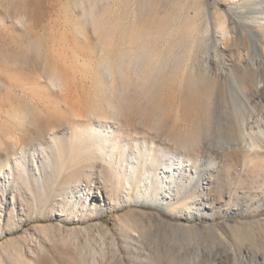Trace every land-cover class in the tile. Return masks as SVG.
<instances>
[{"label": "rangeland", "instance_id": "374dc122", "mask_svg": "<svg viewBox=\"0 0 264 264\" xmlns=\"http://www.w3.org/2000/svg\"><path fill=\"white\" fill-rule=\"evenodd\" d=\"M260 77L264 0H0V163L42 142L52 156L41 181L0 177V264H264V155L235 151L240 132L223 122L212 182L187 162L207 100L225 106L232 81ZM94 129L120 164L97 155ZM142 146L190 168L159 206L111 185ZM90 185L115 204L83 208Z\"/></svg>", "mask_w": 264, "mask_h": 264}, {"label": "bare ground", "instance_id": "6f19581e", "mask_svg": "<svg viewBox=\"0 0 264 264\" xmlns=\"http://www.w3.org/2000/svg\"><path fill=\"white\" fill-rule=\"evenodd\" d=\"M222 34L224 36L225 32ZM212 47L214 48L215 46L212 45ZM249 66L254 71L258 70V65L254 60L249 64ZM237 82L238 81H232L231 89H228V98L225 99V106L224 104L221 106L216 105L214 99H208L202 107L201 112L203 115L204 124L202 125L201 131L199 129L200 134L199 137L197 136L198 148H196V150L198 149L197 151H199L201 155L198 154L199 156L196 158L187 159L188 166H191L195 171H197L194 172V174L200 181L209 180L208 183H211L212 178L218 169L219 163L216 165L214 162L215 156L211 152L212 149L209 147V142H212V140L216 137L215 135L219 132L218 129L223 127V122H225L227 125L231 123L234 124L240 132L239 140L241 143H239L236 147H232L235 151H242V153H244L246 156H251L255 159L261 157L262 154L264 155V78L260 77V79L257 80L258 85L255 83L254 88L252 89H250L247 84L240 85L239 82ZM261 84L263 85L259 86ZM237 90L239 92H237ZM91 136L96 140V142H94L96 144V152L97 155L101 157V159L103 156L106 157L105 155H107V159L109 160L106 162L108 164L116 165L121 163L120 161H116V159H114L116 155L114 147L110 145V142H106L105 140L103 141L101 139L97 129H94V132L91 133ZM44 145L47 146L46 142L38 144L39 148H24V150L20 151L17 149V151L15 150L12 152L13 160L8 161L6 166H2L0 163V177H2L5 182L7 181L9 184V179L15 175L17 177V183H19V186L16 187V185H14L13 187L19 189L22 185H25L28 176H31V178L35 179L37 182L41 181V178L45 177L50 163H52V156L48 151L51 149V147L47 148ZM51 146L55 148L56 142H52ZM141 150L146 153V157L141 158L138 154H133L130 160L124 163V166H122L123 164L119 166L116 181L111 185L113 188H115V190L118 191V195H121V197L123 196L128 198L132 193H134L137 197L147 195L151 197L150 203L152 205L159 206V188H162L163 186V188H165L166 182L169 179H178V181H181L183 175L185 173H189L188 171L190 168L186 167L180 162L176 167L172 161L160 160L158 155L161 151L158 148L142 146ZM28 157L31 161V164H29L30 162H26ZM219 158H221V156ZM249 160L250 159L247 161ZM28 165L29 171H27ZM104 167L105 166L101 164L100 169L102 172L104 171L102 170ZM1 173H3L4 176L1 175ZM35 173L38 175V177L35 176ZM186 181L189 185L193 184L190 179ZM208 183H205V185ZM193 185L196 186L197 183L195 184L194 182ZM103 188L107 194H113L111 186L108 187V185H103ZM199 188L201 195H205L204 192L206 190L208 191V189L203 185H200ZM166 190L170 192V190ZM83 192V208L89 206L95 211L97 210V201H100L101 209L106 207V205H110V203L115 204V202L112 203L113 201H110L111 198L109 199L108 196L106 197L107 201L104 198L102 199V194H100V191L98 190L94 192L92 185H90L89 188L83 189ZM213 192L215 194V198L213 199V203H211L210 206L212 210L219 212L220 209H218L216 201H221L222 194L219 193L217 188H215ZM177 193L179 194L180 192L177 190ZM70 196L72 198L73 195L71 194L69 197ZM249 201L250 200H248V198L243 197V203H248ZM263 202L264 199L262 197L256 201L255 211L264 213ZM196 210L198 211L199 209L196 208ZM104 257L95 258L93 263L103 264Z\"/></svg>", "mask_w": 264, "mask_h": 264}]
</instances>
